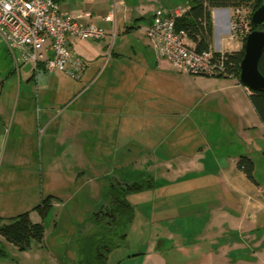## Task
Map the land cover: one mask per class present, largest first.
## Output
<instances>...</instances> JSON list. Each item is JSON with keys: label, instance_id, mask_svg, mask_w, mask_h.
Listing matches in <instances>:
<instances>
[{"label": "crops", "instance_id": "crops-1", "mask_svg": "<svg viewBox=\"0 0 264 264\" xmlns=\"http://www.w3.org/2000/svg\"><path fill=\"white\" fill-rule=\"evenodd\" d=\"M184 3L189 0H61L62 13L105 32L96 41L69 38L71 49L86 62L83 94L96 85L88 100L69 117L81 120L86 134L100 133V156L131 152V162L152 180L148 189L157 192L162 188V196L152 202H162L164 215L180 209L181 215L165 223L173 231L179 229L175 222H182V233L164 232L154 240L158 247L147 253L164 257L174 235L206 237L194 242L214 246L204 264H264V178L259 175L260 168L264 171V124L248 88L232 78L184 73L159 59L146 37L157 7ZM111 12L114 19L105 20ZM232 15L233 8L211 10L210 49H242L243 40L231 37ZM215 28L220 30L216 40ZM81 106L85 117L79 112ZM241 156L254 161L255 182L238 168ZM156 177L162 179V185L158 186ZM208 189H216L215 198L208 197ZM197 191L200 194L192 197ZM192 205L198 222L193 227L184 224L193 213ZM204 213L207 221L200 223ZM189 243L186 245H194ZM215 250L219 257L211 254Z\"/></svg>", "mask_w": 264, "mask_h": 264}, {"label": "rangeland", "instance_id": "rangeland-1", "mask_svg": "<svg viewBox=\"0 0 264 264\" xmlns=\"http://www.w3.org/2000/svg\"><path fill=\"white\" fill-rule=\"evenodd\" d=\"M242 8L251 19V7ZM219 31L214 29L215 40ZM12 70L11 59L0 39V224L29 212L31 221L43 222L44 241H33L29 249L21 251L0 236V264H204L207 252L214 246L194 242L205 241L206 237L174 235L170 246L164 248V257L147 253L149 248L158 247V241L154 245V240L160 239L164 232L183 231L182 222H175L179 229L173 231L170 223H165L182 214L179 208L164 215L162 202H152L162 196V188H157V192L144 188L124 193V199L134 210L132 221L125 223L128 224L125 239L111 234L99 241L91 236L97 231L96 219L113 224V217L103 215L111 206L110 188L121 192L120 185L136 182L145 185L152 180L131 162L134 158L131 152L118 157L100 156V133L86 134L81 129L84 126L81 120L70 119L96 85L83 94L86 85L83 77L75 80L42 68L35 73L31 65L22 67L19 76ZM79 109L82 116L85 110L82 106ZM259 170L264 178V171ZM155 181L158 186L162 183L158 177ZM215 190L208 189L209 198H215ZM199 194L197 191L191 196ZM202 197L207 198L205 193ZM43 204L49 206L45 218L37 209ZM191 208L193 213L184 224L193 227L198 222L193 218L196 209L193 205ZM184 212L186 217L187 211ZM121 219L116 225L121 224ZM202 219L200 223L207 221V213ZM187 242L194 245L187 246ZM216 252L211 254L219 257ZM129 256L130 259L121 261Z\"/></svg>", "mask_w": 264, "mask_h": 264}, {"label": "built area", "instance_id": "built-area-1", "mask_svg": "<svg viewBox=\"0 0 264 264\" xmlns=\"http://www.w3.org/2000/svg\"><path fill=\"white\" fill-rule=\"evenodd\" d=\"M60 1L0 0V39L17 74L25 65H31L35 73L42 68L46 72L62 73L75 80L83 77L86 62L71 49L69 38L96 41L101 40L105 32L94 24L80 23L79 17L62 13ZM189 9L187 3L174 8L159 6L154 10L153 21L146 35L158 58L168 60L192 76L232 78L220 76L227 74L221 61L225 52L212 49L198 51L188 33L176 28L178 19ZM113 19L114 12L105 17L107 21ZM250 21L242 7L233 8L231 37H247Z\"/></svg>", "mask_w": 264, "mask_h": 264}, {"label": "trees", "instance_id": "trees-1", "mask_svg": "<svg viewBox=\"0 0 264 264\" xmlns=\"http://www.w3.org/2000/svg\"><path fill=\"white\" fill-rule=\"evenodd\" d=\"M262 0H189L190 9L177 21L176 28L178 30H185L188 33V37L195 45L198 51L209 50L212 43L213 27L211 22V10L216 8H237L243 6L251 7L250 16L253 12L260 7ZM251 31L256 27L251 22ZM264 30V27H263ZM240 51L225 52L221 61L227 69L226 75H220L225 77H232L240 82V64L244 57L245 42ZM259 70L264 75V51L259 61ZM14 72V71H13ZM251 102L259 115L261 121L264 124V91H251ZM264 154V153H263ZM238 168L247 176V178L253 182L254 179V161L246 156H241L237 162ZM148 183V182H147ZM121 188V192L115 191L114 187L110 188L109 198L111 205L105 209L103 215L111 216L114 219L111 223H102L103 220L96 219L95 226L97 231L91 236L99 241H104L102 236H109L115 234L117 237L125 239L128 236L127 221L131 222L133 217V208L124 199V193L130 191H141L144 188H148V184L142 185L140 183H133L126 186H118ZM123 192V193H122ZM41 216L45 218L49 211V206L39 205L37 207ZM121 220L120 225H116L118 219ZM131 225V224H130ZM122 226V227H121ZM120 232V233H119ZM0 236L7 242L15 245L19 250L25 251L30 248L33 241L42 243L44 241V225L43 222L34 223L31 221L29 212L20 214L5 224H0ZM118 241V240H117ZM107 247V246H104ZM96 253L97 249L95 250ZM2 255V250H0ZM103 257L102 254H98Z\"/></svg>", "mask_w": 264, "mask_h": 264}, {"label": "water", "instance_id": "water-1", "mask_svg": "<svg viewBox=\"0 0 264 264\" xmlns=\"http://www.w3.org/2000/svg\"><path fill=\"white\" fill-rule=\"evenodd\" d=\"M256 27L245 42L244 57L240 64V82L251 91H264V75L259 70V61L264 51V0L252 16Z\"/></svg>", "mask_w": 264, "mask_h": 264}]
</instances>
